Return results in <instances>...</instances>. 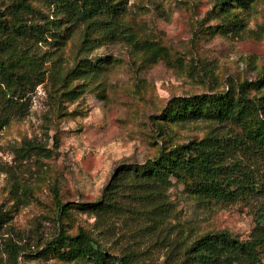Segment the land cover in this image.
I'll return each instance as SVG.
<instances>
[{
	"label": "rangeland",
	"instance_id": "1",
	"mask_svg": "<svg viewBox=\"0 0 264 264\" xmlns=\"http://www.w3.org/2000/svg\"><path fill=\"white\" fill-rule=\"evenodd\" d=\"M15 1L0 0V10ZM29 1L51 12L43 0ZM124 1L130 30L121 38L104 40L96 33L86 39L83 31L71 33L62 25L39 47L48 79L28 95L23 115L0 129V210L7 213L0 228V264L7 261L4 238L33 251L59 225L69 234L83 227L96 237L95 215L79 205L102 200L117 166L142 165L162 146L228 130L215 121H160L172 98L226 92L243 81L256 84L264 72V0L246 5L236 0ZM239 23L243 30L231 34L229 27ZM148 42L168 52L153 57L143 46ZM248 94L264 97V84L249 87ZM196 185L192 179L174 182L167 192L173 206L171 236L228 230L249 239L255 207L202 202ZM55 192L70 206L66 216L58 217ZM143 224L124 217L106 245L114 255L129 250L139 263L162 264L164 249L156 235L141 229ZM32 258L24 264H91Z\"/></svg>",
	"mask_w": 264,
	"mask_h": 264
},
{
	"label": "trees",
	"instance_id": "2",
	"mask_svg": "<svg viewBox=\"0 0 264 264\" xmlns=\"http://www.w3.org/2000/svg\"><path fill=\"white\" fill-rule=\"evenodd\" d=\"M236 1L246 5L253 0ZM42 2L50 13L35 8L29 0H17L0 10V129L23 115L28 95L48 79L38 49L49 43L62 25L71 33L83 31L86 39L96 33L104 40L119 39L130 30L124 0ZM228 30L235 35L243 25H231ZM143 46L153 57L168 52L155 43ZM86 66L91 68L92 63ZM258 82L264 84V72ZM258 82L233 84L226 92L172 98L158 116L160 121H215L228 130L214 129L201 139L162 146L156 157L142 165L120 164L105 186L102 200L79 205L95 215L96 237L83 227L69 234L59 225L52 238L33 251L12 237L4 238V264H24L30 255L35 260L53 257L64 263L142 264L135 260L136 252L126 250L118 256L106 245L124 217L141 220V229L156 235L164 249L162 264H264V97L248 94L249 87H258ZM68 95L73 97L75 92ZM254 114L257 118H252ZM190 179L197 181L194 193L202 202L221 207L252 204L256 226L250 238L241 240L228 230L193 238L178 233L171 236L168 218L173 206L167 192L174 182ZM55 203L58 217L69 213V204L62 203L56 192ZM6 216L0 210V228Z\"/></svg>",
	"mask_w": 264,
	"mask_h": 264
}]
</instances>
